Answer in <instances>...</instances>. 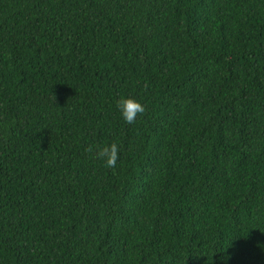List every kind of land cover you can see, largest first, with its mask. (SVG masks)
<instances>
[{"label": "trees", "instance_id": "obj_1", "mask_svg": "<svg viewBox=\"0 0 264 264\" xmlns=\"http://www.w3.org/2000/svg\"><path fill=\"white\" fill-rule=\"evenodd\" d=\"M0 264H264V0H0Z\"/></svg>", "mask_w": 264, "mask_h": 264}, {"label": "clouds", "instance_id": "obj_2", "mask_svg": "<svg viewBox=\"0 0 264 264\" xmlns=\"http://www.w3.org/2000/svg\"><path fill=\"white\" fill-rule=\"evenodd\" d=\"M117 108L120 115L127 124H134L138 115H143L146 112L145 106L138 100L133 98L121 97L117 101ZM88 153H94L95 157L105 162V167L114 169L117 160L119 159V147L113 142L110 145H89L86 148Z\"/></svg>", "mask_w": 264, "mask_h": 264}]
</instances>
